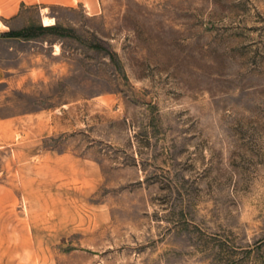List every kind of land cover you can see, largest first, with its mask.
Returning <instances> with one entry per match:
<instances>
[{
	"label": "rangeland",
	"instance_id": "obj_1",
	"mask_svg": "<svg viewBox=\"0 0 264 264\" xmlns=\"http://www.w3.org/2000/svg\"><path fill=\"white\" fill-rule=\"evenodd\" d=\"M97 4L0 18V264H264V0Z\"/></svg>",
	"mask_w": 264,
	"mask_h": 264
},
{
	"label": "crops",
	"instance_id": "obj_2",
	"mask_svg": "<svg viewBox=\"0 0 264 264\" xmlns=\"http://www.w3.org/2000/svg\"><path fill=\"white\" fill-rule=\"evenodd\" d=\"M77 6L81 5L88 11L96 13L98 11L97 0H0V18L11 20L18 17L23 8L29 6H38L42 12L51 6ZM18 146L17 150H21ZM15 149H12L14 153ZM55 161L59 160L56 155H50Z\"/></svg>",
	"mask_w": 264,
	"mask_h": 264
},
{
	"label": "bare ground",
	"instance_id": "obj_3",
	"mask_svg": "<svg viewBox=\"0 0 264 264\" xmlns=\"http://www.w3.org/2000/svg\"><path fill=\"white\" fill-rule=\"evenodd\" d=\"M53 19H47V18H45L44 21H43L44 22V25L49 26V25L55 24V22H54L55 20L53 21Z\"/></svg>",
	"mask_w": 264,
	"mask_h": 264
}]
</instances>
